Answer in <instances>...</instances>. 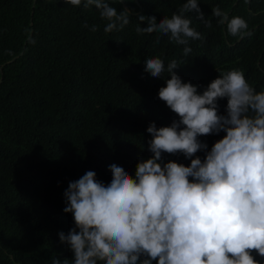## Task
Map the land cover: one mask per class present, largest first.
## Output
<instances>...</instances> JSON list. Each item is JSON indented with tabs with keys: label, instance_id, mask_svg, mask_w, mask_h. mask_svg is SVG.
Returning <instances> with one entry per match:
<instances>
[{
	"label": "trees",
	"instance_id": "obj_1",
	"mask_svg": "<svg viewBox=\"0 0 264 264\" xmlns=\"http://www.w3.org/2000/svg\"><path fill=\"white\" fill-rule=\"evenodd\" d=\"M108 2L118 12L132 10L122 30L105 33L108 22L83 3L0 0V264H71L73 253L59 239L75 227L64 212L69 182L94 171L107 185L112 164L135 178L138 162L152 157L148 126L167 127L179 117L158 98L168 72L151 77L144 72L147 58H161L165 68L176 60V74L200 93L230 70L264 91V0H198L211 27L194 12L185 14L203 37L189 41L187 56L167 35L135 30L139 15H155L159 23L186 0ZM216 6L245 19L252 35H230L212 16ZM226 107L227 99L219 100L218 114L227 115ZM224 135L199 139L210 151ZM196 155L203 160L205 152ZM162 159L191 163L182 154Z\"/></svg>",
	"mask_w": 264,
	"mask_h": 264
},
{
	"label": "clouds",
	"instance_id": "obj_2",
	"mask_svg": "<svg viewBox=\"0 0 264 264\" xmlns=\"http://www.w3.org/2000/svg\"><path fill=\"white\" fill-rule=\"evenodd\" d=\"M64 2L94 6L108 22L105 33L130 23L132 10L118 12L108 0ZM211 11L230 35H252L242 17L229 18L219 6ZM193 12L211 27L198 0H186L178 13L159 23L155 15H139L135 30L138 35H167L184 46L187 56L189 41L203 40L185 15ZM145 21L147 27H141ZM178 68L176 60L167 68L159 57L144 61V72L153 78L168 72L158 98L179 119L167 127L148 126L152 157L138 162L135 178L112 164L107 185L94 171L69 182L64 212L72 214L75 227L67 235L60 232L59 239L73 253L71 264H259L254 252L264 258V91L257 92L242 71L230 70L200 93L198 85L182 81L174 71ZM225 98L227 115H220L218 101ZM220 132L224 137L207 151L199 138ZM201 151L203 160L196 155ZM164 153L182 154L190 166L164 163Z\"/></svg>",
	"mask_w": 264,
	"mask_h": 264
}]
</instances>
